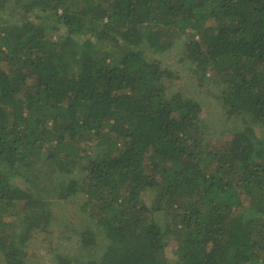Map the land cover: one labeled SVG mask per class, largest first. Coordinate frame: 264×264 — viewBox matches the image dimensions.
Here are the masks:
<instances>
[{
  "label": "trees",
  "instance_id": "trees-1",
  "mask_svg": "<svg viewBox=\"0 0 264 264\" xmlns=\"http://www.w3.org/2000/svg\"><path fill=\"white\" fill-rule=\"evenodd\" d=\"M48 191L89 222L49 264H264V0H0V264L46 261Z\"/></svg>",
  "mask_w": 264,
  "mask_h": 264
},
{
  "label": "rangeland",
  "instance_id": "rangeland-1",
  "mask_svg": "<svg viewBox=\"0 0 264 264\" xmlns=\"http://www.w3.org/2000/svg\"><path fill=\"white\" fill-rule=\"evenodd\" d=\"M48 22L50 23L52 21L48 19ZM179 56L180 54L178 51H172L164 55L163 61L168 67L174 66L175 63L176 66ZM185 80L186 77L182 76L181 81H176L177 84L176 82L174 83V87L177 90H180L183 94L187 92L189 98H192L199 103L207 104L208 102H212V98L217 94L216 87L213 85L208 87L209 85L206 83V87L202 85V87L199 88L198 83L196 84L194 79L192 81L188 79L187 82L184 83ZM211 89L214 90V93L212 94L213 97L211 96ZM205 108L210 114L208 115V119L204 120V124H214L217 127L225 126L224 130L212 127L205 133V141L209 142L212 146H217L221 142L222 134L224 132L227 133V129H233L236 125L232 124L234 122L232 120L223 123L222 111L218 103L212 102L211 106L206 105ZM44 188L45 187H43V189ZM43 198L50 204L49 206L54 212L53 225L49 230V233L46 231H41V233L39 231L35 232L32 235L31 240L38 243L39 247L44 249L41 253L40 251L38 252L39 256L46 259V261H42L41 264H49L47 263L48 258L52 261L57 260V257L66 254L65 250L67 248L75 245V242L78 241L80 236V234L78 235V232L86 229L89 222L87 223L85 221V218L88 217V215L83 213V210L81 209L84 203L83 193L79 192L77 195L72 196L67 200H58L56 194L48 191L43 192ZM45 205L47 206L48 204ZM103 248L104 245L102 242L94 244L87 249L85 254L89 255L91 259L96 256L99 257L104 250ZM48 249L50 250L49 253ZM171 258H176L175 254L172 252Z\"/></svg>",
  "mask_w": 264,
  "mask_h": 264
}]
</instances>
